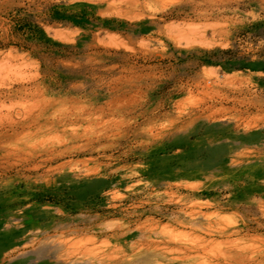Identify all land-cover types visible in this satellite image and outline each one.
I'll return each instance as SVG.
<instances>
[{
	"label": "rangeland",
	"instance_id": "1",
	"mask_svg": "<svg viewBox=\"0 0 264 264\" xmlns=\"http://www.w3.org/2000/svg\"><path fill=\"white\" fill-rule=\"evenodd\" d=\"M263 112L264 0H0L2 264H264Z\"/></svg>",
	"mask_w": 264,
	"mask_h": 264
},
{
	"label": "bare ground",
	"instance_id": "2",
	"mask_svg": "<svg viewBox=\"0 0 264 264\" xmlns=\"http://www.w3.org/2000/svg\"><path fill=\"white\" fill-rule=\"evenodd\" d=\"M264 113V112H263ZM262 114V113H261ZM257 116V115H256ZM237 241V240H236ZM230 243V242H229ZM29 244V243H28ZM28 244H20L14 248L8 249L6 252L5 251H0V255H1V260H0V264H2V262H4L5 259L10 258L12 255L14 254H18L17 257L15 258L16 260H27L30 259V257L33 255V253H35V250L26 252V253H21L20 251L22 249H25L28 247ZM231 248V247H230ZM243 258V257H242ZM235 264H240L243 262V259H241V256H236L235 258ZM17 260V261H18ZM10 261V260H9ZM242 261V262H241ZM264 261V260H263ZM8 262V261H7ZM264 263V262H263ZM259 264V263H257Z\"/></svg>",
	"mask_w": 264,
	"mask_h": 264
}]
</instances>
